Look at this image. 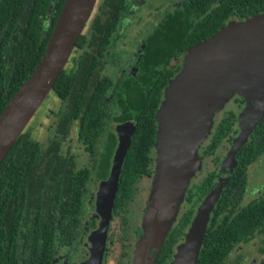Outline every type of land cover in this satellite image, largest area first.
<instances>
[{"label":"trees","instance_id":"obj_1","mask_svg":"<svg viewBox=\"0 0 264 264\" xmlns=\"http://www.w3.org/2000/svg\"><path fill=\"white\" fill-rule=\"evenodd\" d=\"M63 0H0V110L18 85L27 77L39 59ZM140 0H100L89 13L74 45L95 44L102 54L110 44V33L124 24L125 16ZM264 9V0H179L156 21L145 36V51L139 82L130 80L115 84L109 95L118 107L116 119H131L133 131L123 157L114 193L111 214L121 216L132 195L136 179L149 171V149L153 144L154 112L161 88L172 74L166 60L193 43L208 37L229 17L242 19ZM82 52L78 74L67 86L68 76L59 70L51 90L64 105L57 112L56 131L44 147L20 131L0 160V251L7 244L9 227L20 219H79L86 171H72L67 157L58 154L57 136L64 134L72 116L78 118L77 135L94 141L106 112L103 93L108 80H95L88 87L96 59ZM234 115L224 114L216 123L204 150L216 148L223 137L235 132ZM57 130V129H56ZM248 138L234 154L235 166L220 189L210 211L196 264H219L225 254L244 241L252 230L264 225V194L256 201L234 209L239 202L245 180V169L264 148V115L254 125ZM114 136L107 134L100 152L96 174L104 177ZM213 171H208L184 194L185 206L170 226L151 264H161L171 244L182 234L193 210L213 185ZM10 219H13L11 221ZM31 224V223H30ZM16 229H14L15 231ZM257 264H264V254Z\"/></svg>","mask_w":264,"mask_h":264},{"label":"water","instance_id":"obj_2","mask_svg":"<svg viewBox=\"0 0 264 264\" xmlns=\"http://www.w3.org/2000/svg\"><path fill=\"white\" fill-rule=\"evenodd\" d=\"M94 2L63 0L39 59L0 110V160L50 89ZM234 92L241 94L246 106L237 116L238 131L224 158L231 165L229 170L236 150L264 114V12L227 21L188 46L182 66L164 85L154 112L155 169L134 264L153 261L175 219L185 183L197 166L196 147L208 133L213 113ZM132 129L130 121L114 126L116 144L108 174L95 191L98 221L88 235L89 264H100L120 165ZM224 182L218 179L196 204L172 264H196L209 213ZM150 246L153 251L148 255Z\"/></svg>","mask_w":264,"mask_h":264},{"label":"rangeland","instance_id":"obj_3","mask_svg":"<svg viewBox=\"0 0 264 264\" xmlns=\"http://www.w3.org/2000/svg\"><path fill=\"white\" fill-rule=\"evenodd\" d=\"M98 1L99 0H96L95 3ZM178 2L179 0H142L139 6L134 8L129 16H127L126 27L123 31H121V36L113 46L112 50L107 53L106 61L103 64L102 69L99 70V73H104L109 76L114 75V71L119 69L120 65H125L127 61V55L133 49L134 44L142 35L143 30L146 29L147 25L160 14H162V12L166 11L173 5H177ZM263 12L264 10L261 11V13ZM231 20L239 19H236L232 16L229 17L225 22ZM77 53L78 49L72 47L64 65L62 66V69H64L68 74H70L74 68ZM185 56L186 49L184 52L179 54L175 60H173V63L178 64L181 67ZM176 73L177 71L173 75ZM163 89L164 87L162 88V91ZM161 99L162 92L160 95V100ZM58 103L59 99H57V97L53 95L51 89H49L37 104L34 111L28 117L21 131H27L31 138L43 144L46 136L50 133L54 117L53 113L56 110ZM245 106L246 103L244 102L241 94L234 92L223 102L222 106L213 113L208 133H206L205 137L196 147L197 166L193 170L192 174L188 177L185 183L183 194L186 189L192 188L194 183L199 182L201 177L204 176L207 171L211 170L214 173L213 185L216 181H218V179H224L225 176H227L231 165H229V162H225L224 158L232 139L227 140L224 137L218 147L208 152H201L200 148L203 147V145L207 142L208 134L211 133L214 122H216V120L227 109H231L234 113H236L234 127L238 131L237 116ZM108 125L113 129V122L110 121L109 123L108 121ZM236 134L237 132L233 134L232 138ZM66 145L70 147V151L75 155L77 167L87 165L86 151L83 149V145L75 140L73 127L71 128L68 136H66L62 141L61 151L65 149ZM155 155V148L152 146V149L149 152L150 161L148 173L140 175L136 179L132 185L131 198L127 201L121 216H113L109 222L104 264H134L133 260L135 258L136 245L139 237L143 234L142 228L144 224L142 223V217L147 205L152 176L155 169ZM222 162L223 166L221 165ZM96 183L97 180L93 179L92 177L88 179V191L86 201L83 206L84 216L86 213L93 210L92 197ZM263 187L264 153L259 156L255 162L247 165L246 181L241 196L242 200H240L236 206H240L249 200L256 188L261 189ZM183 194L181 200H179L178 208L174 218L177 217L179 211L185 206ZM185 231L186 228H184V232ZM183 235L178 238V242L172 247L168 258H166L162 264H172L173 255L176 252V246L182 241ZM260 247H264V235L261 232H255L248 239L232 247L220 264H252V258L256 260L260 257ZM151 252L152 246L148 248L147 254L150 255Z\"/></svg>","mask_w":264,"mask_h":264},{"label":"flooded vegetation","instance_id":"obj_4","mask_svg":"<svg viewBox=\"0 0 264 264\" xmlns=\"http://www.w3.org/2000/svg\"><path fill=\"white\" fill-rule=\"evenodd\" d=\"M141 1L142 0H140V2ZM99 2H100V0L97 3H99ZM140 2L138 3V5H135V6L133 5V8L125 16L124 24L121 25L118 29H115L112 33H110V38H112L111 41L109 42L110 45L105 50H103L102 54H99L100 52L98 50V47H94L95 44H92V43L88 44V45L86 43L83 45H74L73 44L72 47L78 49V53H77L76 59H75L74 68L70 74L66 73V71L61 68L63 70V72L68 76V82H67V86H68L70 81L78 74L77 73L78 72V59H79L80 54L82 52H85V53L91 52V54H92L91 58H92V60H94V57H95L96 62H95V65L93 67L91 74L88 76V81H87L88 85L87 86L91 87L92 84L95 82V80H101L103 78H105L109 81L108 82L109 84H108V86L105 87L104 93H103V99L106 101V112H105V115L103 117L102 125L100 127L101 129L98 132L97 136L94 138V141L92 142V144H90V140H88L87 138L85 139V138L78 137V135H77L78 118L75 116H72L70 118L68 125H67V128H66V132L64 134H61L60 136H57V139H58V151L57 152L59 155L68 158L69 163L73 165L72 171L73 172H76L78 170H85L86 171V176H85V179L83 182V185L85 187V191H84V194H83L82 200H81L82 203H81L80 214L78 216L79 219H39L38 222H36V219H34L33 222L31 221V219H20L17 227H13V226L9 227V232L7 234V236H8L7 244L4 247L5 249L4 250L1 249V251H0V264H89V263H86L87 258L89 256V247H90V241L88 240V235L93 229L96 228V224L98 221V217L94 212L95 191H96L98 182L100 180L104 179L108 174L112 152H113V149H114L115 144H116V134H115L114 126L116 124H119V123H122L125 121H130L133 125V121L131 119H116L115 118V117H117V115L119 113V109L114 104L113 100H109L110 91L115 84L119 83V85H121L126 80H130L132 82L131 84L133 86H136L135 84L139 82V78L141 76L140 74L142 73V71L140 70V66L143 65L142 61H143L145 45H146L145 40H143V39L145 38V36L149 35L153 31V29L156 26V21L161 17V15L165 11L162 12V14H160L157 18L152 20V22L147 25L146 29L143 30L142 35L139 37V39H137L136 43L134 44L133 49L127 55V61H126L125 65H123V66L120 65L119 69L114 71V75L109 76V75H106L104 73H99V70L102 69L103 64L106 61L107 53L112 50L113 46L116 44L117 40L121 36V31H123L124 28L126 27L127 16H129V14L134 10V8H137L139 6ZM97 3L94 2V5H95V7L93 5L94 9L96 8ZM168 9H170V8H168ZM82 27L85 28L86 25H83ZM184 51H185V49L178 52L177 54L176 53L171 54L168 57V59L166 60V66H170V68L172 70V74L167 78V81L176 71H178L180 69V66L178 64L173 63V60H175L178 57V55ZM129 58H130V60L128 61ZM78 75H81V74L79 73ZM162 88H161V92H162ZM52 93L55 97H57V99H59V103L57 105L56 110L53 113L54 117H53L52 127H51L49 135L46 136L44 143L41 144L37 140L31 138L30 135L28 134V132L23 130L24 132H26L27 136L30 139L37 141L40 147L45 146L47 139L50 138L55 131H56V133L58 132V128H56L57 112H58L59 108L64 105L62 98L57 96L56 94H54L53 91H52ZM228 112H231L234 115V121H235V114L236 113H234L231 109H227L216 120V122H214V125L212 126V131H213L214 126L218 122V120L224 114H226ZM108 121H109V123H110V121L113 122V124H114L113 129H112V127H109ZM234 121H233V127L235 126ZM72 127H73V131H74L75 140L80 142L83 145V149L86 151L87 165H85V166L77 167L76 157L70 151V147L68 145H66L65 149L63 151H61L62 141L64 140V138L66 136H68ZM133 127H134V125H133ZM234 129H235V132H237V129L235 127H234ZM132 131H133V129H132ZM212 131H211V133H212ZM235 132L233 134H235ZM108 133L113 134L114 144H113L111 152L108 156L107 166L104 163V169L106 168L105 176L104 177H98L96 174L98 160L101 158H103V162L105 160V153H103V155H102L100 150H101L102 144L107 139ZM211 133L208 134L207 142L203 145V147L200 148L201 152L202 151L203 152L210 151V150H208V151L204 150V147L208 143ZM232 136L230 137L229 140L232 139ZM248 136L249 135H247V138H248ZM221 140H220V142H221ZM220 142L218 143V145L220 144ZM218 145L216 147H218ZM152 146L153 145H151L149 152L152 149ZM263 151H264V148L247 165L255 162L259 158V156H261L264 153ZM149 152H148V155H149ZM234 160H235V158H234ZM121 164H122V162H121ZM234 166H235V162H234V165L231 168V170H229V173L227 174V176H225V178H224L225 180L227 179V177L232 172ZM120 167H121V165H120ZM148 167H149V163H148ZM147 173H145V174H147ZM244 174H245V180H244V184H245L246 169H245ZM141 175H144V174H141ZM213 176H214V173H213ZM90 177L97 180L96 187H95L93 197H92L93 210L91 212L89 211L84 216L83 215V212H84L83 206H84V203L86 201V196H87V191H88L87 183H88V179ZM212 181H213V179H212ZM212 184H213V182H212ZM243 189H244V186H243ZM185 193H186V190H185L184 194ZM242 193H243V191H242ZM184 194H183V201L185 202ZM263 194H264V187L261 189L256 188L249 200H247L245 203H243L240 206H236L240 202V200H242L240 197V200L234 206V209H236V208L238 209L239 207L244 206L246 203L256 201L257 199L262 197ZM241 196H242V194H241ZM113 216H116V215L111 214L110 218L108 220V225H107L106 234H105V240H104L103 249H102L101 257H100V261H99L100 264H104L106 242H107V238H108V227H109V222ZM209 216H210V213H209ZM176 218L174 219V221L171 225H173L176 222ZM10 220L13 221V219H10ZM187 225H188V223H187ZM187 225H185L184 228H186ZM184 228H183V232L180 236L183 235ZM14 229H16V230L14 231ZM255 232H261L264 235V225L258 226L255 229H253L251 234L248 236V238L252 234H254ZM177 240L173 244H171V248L169 250L168 256L172 250V247L175 246V244L178 242ZM238 243H240V242L235 243L232 247H234ZM152 251H153V248H152ZM227 253L225 254V256L227 255ZM263 254H264V247H260V257L256 260H254L252 258L251 259V261L253 262L252 264H257L259 262V260L261 259V257L263 256ZM168 256L166 258H168ZM225 256L223 257V259L225 258ZM166 258H165V260H166ZM223 259L221 260V262L223 261Z\"/></svg>","mask_w":264,"mask_h":264},{"label":"bare ground","instance_id":"obj_5","mask_svg":"<svg viewBox=\"0 0 264 264\" xmlns=\"http://www.w3.org/2000/svg\"><path fill=\"white\" fill-rule=\"evenodd\" d=\"M66 61V60H65ZM65 63V62H64ZM64 65V64H63Z\"/></svg>","mask_w":264,"mask_h":264}]
</instances>
